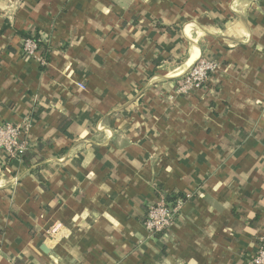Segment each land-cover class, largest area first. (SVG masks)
Returning <instances> with one entry per match:
<instances>
[{"label": "crops", "instance_id": "1", "mask_svg": "<svg viewBox=\"0 0 264 264\" xmlns=\"http://www.w3.org/2000/svg\"><path fill=\"white\" fill-rule=\"evenodd\" d=\"M36 32L43 70L23 51ZM200 57L218 68L180 93ZM4 123L25 127L35 155L0 150V264H252L264 0H0ZM174 190L187 199L149 236L148 207Z\"/></svg>", "mask_w": 264, "mask_h": 264}, {"label": "built area", "instance_id": "2", "mask_svg": "<svg viewBox=\"0 0 264 264\" xmlns=\"http://www.w3.org/2000/svg\"><path fill=\"white\" fill-rule=\"evenodd\" d=\"M23 51L27 55L38 56L41 62V48L31 38H24ZM218 63L207 57H200L195 64L182 75L178 82V91L188 94L193 88L205 87L210 81L211 75L218 68ZM28 146L25 127L11 123L0 124V150H5L11 157L20 156V152ZM184 201L177 200L175 205H170L165 196H161L155 204L148 207L144 219V227L149 236L157 234L165 235L168 228L182 208ZM60 225H55L47 232L56 236ZM252 264H264V235L259 238L257 255L252 259Z\"/></svg>", "mask_w": 264, "mask_h": 264}, {"label": "trees", "instance_id": "3", "mask_svg": "<svg viewBox=\"0 0 264 264\" xmlns=\"http://www.w3.org/2000/svg\"><path fill=\"white\" fill-rule=\"evenodd\" d=\"M7 27V24L4 25L2 31ZM24 38H31L33 39L37 44L38 46L41 48V56L42 58L44 59V62H42V65H41V69H45L46 67V64L48 62V59H49V50H50V45H49V41L46 39V38H43L41 33L39 32H36L34 34H24ZM70 125V121H66L62 126V131L64 133H66L67 135H69V132H68V126ZM39 145V143L37 144ZM41 146V145H39ZM33 146L32 144L28 141V146L25 150L21 151L20 152V157L21 159L27 164V165H31V159L32 157L35 155L34 154V151H33ZM165 198L167 200V202L170 204V205H175L177 200H182V201H185L187 199V197L182 194L181 192L177 191V190H174L170 193H166L165 194Z\"/></svg>", "mask_w": 264, "mask_h": 264}, {"label": "water", "instance_id": "4", "mask_svg": "<svg viewBox=\"0 0 264 264\" xmlns=\"http://www.w3.org/2000/svg\"><path fill=\"white\" fill-rule=\"evenodd\" d=\"M43 250H44L45 252H51V250H49V248H47L45 245H43Z\"/></svg>", "mask_w": 264, "mask_h": 264}]
</instances>
